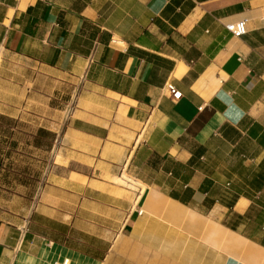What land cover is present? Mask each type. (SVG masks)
I'll return each instance as SVG.
<instances>
[{
  "label": "crops",
  "instance_id": "crops-1",
  "mask_svg": "<svg viewBox=\"0 0 264 264\" xmlns=\"http://www.w3.org/2000/svg\"><path fill=\"white\" fill-rule=\"evenodd\" d=\"M64 263L264 264V0H0V264Z\"/></svg>",
  "mask_w": 264,
  "mask_h": 264
},
{
  "label": "built area",
  "instance_id": "built-area-1",
  "mask_svg": "<svg viewBox=\"0 0 264 264\" xmlns=\"http://www.w3.org/2000/svg\"><path fill=\"white\" fill-rule=\"evenodd\" d=\"M224 28L233 36V37H240L247 32L246 29V20L241 19L234 22H230L224 25ZM165 92L174 100H178L181 96L180 91L176 90L172 84H166ZM141 213V211H138ZM65 264V263H64Z\"/></svg>",
  "mask_w": 264,
  "mask_h": 264
},
{
  "label": "rangeland",
  "instance_id": "rangeland-1",
  "mask_svg": "<svg viewBox=\"0 0 264 264\" xmlns=\"http://www.w3.org/2000/svg\"><path fill=\"white\" fill-rule=\"evenodd\" d=\"M71 85V83H70ZM72 91V88L70 87V92ZM68 98H71V95L68 97ZM70 106V105H69ZM68 109V111L70 112V107L66 108ZM57 163H63L61 160H56ZM120 178H124L125 182H127L128 184H130L131 181H127L128 179L123 175L122 177ZM127 179V180H126ZM114 183H116V185H119L121 187V189L118 190V192L116 193V198L119 200V201H122V203H124L125 199L127 198V195L128 193L126 192L127 188L130 189V187L128 186V184H125V183H121L116 181V180H113ZM124 185V186H123ZM107 197V196H105Z\"/></svg>",
  "mask_w": 264,
  "mask_h": 264
},
{
  "label": "bare ground",
  "instance_id": "bare-ground-1",
  "mask_svg": "<svg viewBox=\"0 0 264 264\" xmlns=\"http://www.w3.org/2000/svg\"><path fill=\"white\" fill-rule=\"evenodd\" d=\"M114 180L118 181L121 183H125V184H128L127 182H125L124 180L125 179H122V178H114ZM124 186V185H123ZM128 186L130 187V189H135V184L133 182H130V184H128ZM136 205V204H135ZM227 243V242H226ZM225 244V243H224ZM220 250V249H219Z\"/></svg>",
  "mask_w": 264,
  "mask_h": 264
}]
</instances>
